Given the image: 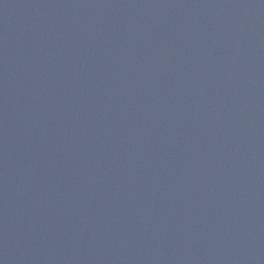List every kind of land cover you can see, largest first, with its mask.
I'll list each match as a JSON object with an SVG mask.
<instances>
[{
    "label": "water",
    "instance_id": "1",
    "mask_svg": "<svg viewBox=\"0 0 264 264\" xmlns=\"http://www.w3.org/2000/svg\"><path fill=\"white\" fill-rule=\"evenodd\" d=\"M0 264H264V0H0Z\"/></svg>",
    "mask_w": 264,
    "mask_h": 264
}]
</instances>
